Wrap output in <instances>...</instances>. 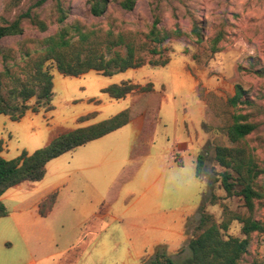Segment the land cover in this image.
Instances as JSON below:
<instances>
[{
	"label": "rangeland",
	"instance_id": "obj_1",
	"mask_svg": "<svg viewBox=\"0 0 264 264\" xmlns=\"http://www.w3.org/2000/svg\"><path fill=\"white\" fill-rule=\"evenodd\" d=\"M39 1L0 0V25L30 13L46 26L42 32L29 17L22 18V34L0 39V53L12 48L19 58L22 50L33 46L29 42L36 44L75 21L106 29L115 20L123 29L146 32L155 16L165 30L178 26L190 34L197 24L204 42L198 46L192 37L170 40L163 55L167 66L146 64L108 77L94 71L63 76L51 67L52 110L43 106L33 113L29 108L19 121L0 115V154L6 160L23 151L31 154L60 133L100 123L125 109L131 119L125 127L50 164L42 183L55 186L57 203L48 217L29 228V260L151 264L157 254L167 253L174 263H181L191 255L187 245L202 205L216 223L225 214L247 216L241 200L225 197L219 182L225 169L214 157L216 146H233L226 127L231 115L241 114L258 125L242 145L264 168V0H135L131 11L109 0L101 18L90 15L87 0H61L68 13L63 24L57 23L52 0L41 5ZM219 33L221 51L211 56L210 44ZM158 58L146 55V61ZM122 82L138 88L119 100L101 92ZM236 86L244 91L241 101L246 103L233 109L226 102ZM35 102L32 98L27 105ZM179 144L187 150L180 151ZM105 151L110 152L106 158L96 154ZM91 156L92 166L86 160ZM200 156L202 181L194 176ZM259 184L264 189V175ZM9 199L6 210L12 208ZM35 200L30 194L29 207ZM253 218L264 223V200ZM231 224L224 237H239V223ZM161 244L169 250L183 245L184 250L168 253ZM253 262L264 264V236H253L240 264Z\"/></svg>",
	"mask_w": 264,
	"mask_h": 264
},
{
	"label": "trees",
	"instance_id": "obj_2",
	"mask_svg": "<svg viewBox=\"0 0 264 264\" xmlns=\"http://www.w3.org/2000/svg\"><path fill=\"white\" fill-rule=\"evenodd\" d=\"M45 1L40 0L38 5ZM52 1L56 5L57 23H65L68 13L62 7L61 0ZM87 2L89 13L94 18H101L108 11L109 0ZM117 2L125 11H131L135 4V0ZM24 17H29L30 22L40 31L46 30L44 23L29 13L12 23L4 22L0 25V39L21 35V20ZM159 23L160 19L155 16L147 31L141 32L123 29L115 24V20L109 23L106 29L96 25L86 26L75 21L36 44L29 42L33 46L22 50L19 58L14 56L12 48L1 52L0 115L9 116L12 121H19L29 108L33 113H37L43 106L46 110H52L51 67L63 76L79 77L94 71L108 77L129 69H139L146 64L151 67L167 66L169 61L163 59V55L168 52L167 43L170 40L186 41L192 37L198 46L204 42L202 29L197 24H194L191 33L188 34L178 26L165 30ZM222 39L223 34L219 33L211 42V56L221 51ZM120 48L123 52L114 51ZM146 55L159 58L157 61L152 59L146 61ZM137 88V85L130 82H122L104 88L101 92L111 99L119 100ZM243 95L242 88L236 86L234 95L226 104L236 109L246 103L241 101ZM32 98H35L36 105L29 107L27 102ZM128 113V109H125L100 123L60 133L47 146L31 154L23 151L11 160L0 156V198L8 189L23 182L41 181L46 173V165L51 160L127 125L130 120ZM257 126L256 123L249 122L245 115H231L226 133L233 146H216L214 157L215 162L225 169L219 175L220 187L224 190L225 197L241 200L248 215L225 214L222 221L216 223L213 217L206 213L205 204L202 205L200 218L191 231V239L187 245L191 255L181 263H174L169 254L159 253L151 264H240L248 252L253 236H264V223L253 218L256 207L262 206L264 200V189L259 184L264 175V168L260 167L252 151L242 145ZM202 169L203 157L200 156L195 168L196 178H201ZM214 199L211 197V204L215 203ZM56 200L57 193L53 192L41 201L38 205L39 215L46 217L52 211ZM5 216L7 210L0 201V218ZM232 222L239 223L240 236L225 238L223 234L228 231ZM179 250L183 252L184 249Z\"/></svg>",
	"mask_w": 264,
	"mask_h": 264
},
{
	"label": "crops",
	"instance_id": "obj_3",
	"mask_svg": "<svg viewBox=\"0 0 264 264\" xmlns=\"http://www.w3.org/2000/svg\"><path fill=\"white\" fill-rule=\"evenodd\" d=\"M130 121L131 119L129 120V123ZM82 147L83 146L79 148H82ZM178 149L180 151H185L187 150V146L185 144H179ZM95 153L96 152H94V155L96 154L103 155L104 156L103 158H106V156L110 154L109 151L97 152L96 154ZM66 154L67 153L48 162L46 165L45 175L47 174V170L50 164L54 162L55 160L63 157ZM89 154H92V153H89ZM0 156L3 157L2 154H0ZM86 160L90 163L89 165L92 166V160H95V158L94 156L93 157L91 156V157H88ZM194 176H195V169H194ZM196 179L198 181H202L201 178L200 179L196 178ZM42 182H44V178L41 181L35 182V183L23 182L19 185H16L8 189L1 196L0 201L4 206L6 205L5 204L6 200L10 198L9 202L12 203V208L10 210H7V216L0 218V264H35L32 260H29L31 256V253L29 250V230H30L29 228L37 224L38 220L48 217L52 213L57 203V200H56V203L52 211L46 217H41L39 215L38 213L39 203L43 201L51 193L56 192L55 186H52L50 184L47 185L48 183L45 184ZM70 184H72L71 180H70ZM8 191L10 192L9 198L8 196L6 197V194H8L7 193ZM30 194L33 195V197H36V200L29 207V203L27 201L29 200ZM144 213L146 214V211H144ZM194 215H195V212L193 211L189 217H193ZM161 245L166 246L167 252L171 251V253H173L174 251H176L177 249L183 246L182 245L181 247L172 248L171 250H169L167 245L165 244H161Z\"/></svg>",
	"mask_w": 264,
	"mask_h": 264
}]
</instances>
